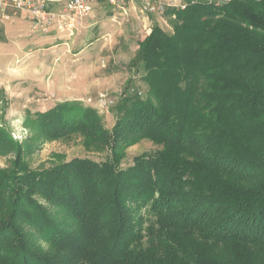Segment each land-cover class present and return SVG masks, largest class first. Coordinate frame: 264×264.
Returning <instances> with one entry per match:
<instances>
[{"label": "trees", "instance_id": "obj_1", "mask_svg": "<svg viewBox=\"0 0 264 264\" xmlns=\"http://www.w3.org/2000/svg\"><path fill=\"white\" fill-rule=\"evenodd\" d=\"M174 15L175 19L170 20ZM109 108L25 112L13 139L0 91V264H264V0L168 9ZM6 103V101H5ZM158 147L122 166L125 148ZM104 153L31 169L38 145Z\"/></svg>", "mask_w": 264, "mask_h": 264}, {"label": "crops", "instance_id": "obj_2", "mask_svg": "<svg viewBox=\"0 0 264 264\" xmlns=\"http://www.w3.org/2000/svg\"><path fill=\"white\" fill-rule=\"evenodd\" d=\"M60 8V4L50 6L53 11H59ZM126 9H128L127 11L131 17L125 24L120 26L111 22L113 20L111 17L116 10L106 3H98L93 5L91 17L88 16L82 20L81 26H76L72 32L70 30L59 31L53 29L47 34L31 33V30L28 32L31 24V22L27 21L29 19H25L21 14H13L11 10H8L6 12V20L0 22V50L2 51L0 55L7 63L6 66L0 68V91L7 99V104L18 106L19 114L17 117L11 118V110L9 111L8 109V116H5V120L8 122L9 119L19 120L22 127L26 111L31 113L43 112L57 103L66 101L80 102L89 97H87V94L102 90L97 88L93 91L89 89L83 91L82 88L75 85V82L82 81V83L89 82L98 85L96 84L99 83L98 79L93 75H87L84 78L69 77L64 70L61 71V77H59L62 81H68V84L72 80L73 82L69 86L67 84L66 87L62 84L59 87H55V71L58 74V69L55 70L51 66V61H56L55 64L57 62L63 64L66 61V54L71 53L67 49V43L70 42V37L74 35L73 32H75L76 37L81 39L79 40L81 41L80 46L73 51V55L78 57L77 61L75 60L77 62L76 66L82 69L78 70V72L81 71L83 73L89 68L85 65L87 58L99 55L97 47L101 40L105 42L108 49H111L113 45L112 50L108 51V49H105L104 54L109 53L113 57H119V64L114 61L116 65L112 66L110 72H115V70L125 71V67L136 51V27L138 25L134 12L129 8V4L126 5ZM144 19L147 20L149 26L158 25L163 29L161 21L156 15L150 14ZM132 44L135 45L132 46ZM93 50L96 52H93ZM40 62H42L40 66L32 65ZM47 63H49V66H46ZM119 67L121 69H118ZM110 72L106 74H110ZM12 112L14 113L13 110Z\"/></svg>", "mask_w": 264, "mask_h": 264}, {"label": "rangeland", "instance_id": "obj_3", "mask_svg": "<svg viewBox=\"0 0 264 264\" xmlns=\"http://www.w3.org/2000/svg\"><path fill=\"white\" fill-rule=\"evenodd\" d=\"M129 8H130V10H132L134 12V16L136 17V20L138 22V25L136 27V31H137V33H136V36H137L136 50H137L139 47V43L141 41V37L142 36H148L151 32L152 27L148 25L149 23L147 24V20L144 19L145 18L144 15L140 14L137 4H136L135 8L134 7H129ZM49 9H50V7H49ZM127 10L128 9H126V8H125V11H123V12L116 10L114 15L111 17V18H113V20H111V22L113 24H116L119 26L122 24H125L129 20V18L131 17L130 13H128ZM49 11L54 12L53 10H49ZM59 11H55L54 13H59ZM12 13L13 14H20L18 12H14V11H12ZM59 14H61V13H59ZM118 14H120V15H118ZM91 15L89 17H91ZM156 16L160 19L161 24L163 26V30L170 32L171 26H170L169 20L166 18V16H163V17H160L158 15H156ZM25 19H29V18L25 17ZM169 19L173 20L171 17ZM29 20H27V21L31 22ZM81 23H82V21L80 22V25H78V26H81ZM30 26H31V24H30ZM30 30H31V27H29L28 32ZM30 32L36 33V32H32V30ZM73 34L74 35H72L70 37V42L67 43V45H68L67 49H69L71 53L66 54V58H65L66 61H64L63 64H61L60 62L59 63L57 62V64H55L56 61L55 62L51 61V66L53 68H55V70L58 69V74L55 71V87H59L61 84L66 87V85L68 84L67 83L68 81L67 82H65V80L62 81V79L60 78L61 77V71L64 70V72H67L66 74H68L69 77H82V78H84V76L86 77L87 75L88 76L93 75L96 79H98L99 83H96L98 85H94V84L89 83V82L88 83L87 82L82 83V81L75 82V85H77V87L82 88L83 91L85 89L86 90L89 89L90 91H93L97 88L102 89L98 92L93 93L95 95L97 93L96 96L93 94H87V97L89 96L88 98L92 99L93 101L96 99L97 96L102 94L105 97H107L108 99H112V101L115 103L117 98H118V95L123 90V88L126 85H129L128 81L130 79L135 80V83H136L135 85H136L137 90L138 89L139 90L145 89V87H146L145 84L139 83V81H137V76H135L133 72H129L127 67H125V71H123V70L116 71L114 69L115 72H110L112 70V66L116 65L114 63V61L119 64V57L118 56L113 57L109 53L104 54L103 52L105 51V49H108V46L105 45V42L102 40L99 42V45L97 47V51H98L99 55L97 57L87 58V63H85V65L87 67H89L87 69V71L85 70L83 73L81 71L78 72V70H82V69H79V66H76V64H77L76 59L78 57L76 55H73V51L76 50L80 46L81 41H79V40H81V39L76 37L75 32H73ZM133 45H135V44H132V46ZM112 46H111V49H108V51L112 50ZM93 52H96V51L93 50ZM0 53H2L1 50H0ZM41 63L42 62H40L39 64L33 63L32 65L40 66ZM6 64L7 63L5 62V59L0 55V68L2 66H6ZM43 65H45V63H43ZM46 66H49V63H47ZM108 67H109V69H108ZM115 68L117 69V67H115ZM118 69H121V67H119ZM89 70H91V71H89ZM109 72H110V74H106ZM72 82H73V80L70 81L69 83L71 84ZM123 82L125 85L122 84ZM70 84H68V86ZM91 95H92V97H90ZM4 98H5V96H4ZM5 101H6V103H5ZM80 102H82V101H80ZM82 103L87 105V106L94 107L97 110L98 114L102 117L103 125L106 126V128L111 127L112 123L115 120V118L113 119L114 113L111 111V109L110 110L108 109L105 111H100V110H98L100 108H98L96 106L98 108L97 109L94 106V104H86L84 102H82ZM3 104L4 105L6 104L5 116H8L7 115L8 109H9V111L11 110V118L18 116L19 108L17 105L13 106V105L7 104V99L4 100ZM12 110L14 111V113L12 112ZM6 123H7V125L9 124V127L12 131L13 139L17 140L18 143L23 145L27 141V131H26V129L21 127V121H19V120L15 121V120L9 119V122L6 121ZM157 149H158V147L154 146L147 139H143L136 144L127 146L125 148V155L126 156H125L124 161L122 162V166L127 167L128 165H130L132 163L133 157L136 155H139L141 153H153ZM74 157H82V158L87 157V158H90V159L95 160V161H101L105 158V154L99 153V152H88L85 149H83L82 145L75 140H57V141H52V142H45L41 145H38L36 150L34 151V153L27 159V162H28L29 168L37 169L39 166H41L43 164H47V163H51V162H59V161H64V160H70ZM12 160H13V154L12 155L11 154L1 155L0 156V169H6L7 167H9Z\"/></svg>", "mask_w": 264, "mask_h": 264}, {"label": "built area", "instance_id": "obj_4", "mask_svg": "<svg viewBox=\"0 0 264 264\" xmlns=\"http://www.w3.org/2000/svg\"><path fill=\"white\" fill-rule=\"evenodd\" d=\"M227 1L229 0H0V22L6 20V12L11 10L30 19L32 32L46 34L53 29L72 32L83 18L92 14V6L96 3H107L114 9L123 12L127 4L129 7L135 8L138 2L139 12L144 17L150 14L163 17L168 9H184L188 3L202 2L219 5ZM59 4L61 5L59 11L61 14L49 11L51 10L49 9L50 5ZM170 17L175 19L174 15ZM81 101L86 104H94L95 107L100 108L96 107L100 111L108 110L114 103L112 99H108L102 94L97 96L94 101L90 98Z\"/></svg>", "mask_w": 264, "mask_h": 264}, {"label": "bare ground", "instance_id": "obj_5", "mask_svg": "<svg viewBox=\"0 0 264 264\" xmlns=\"http://www.w3.org/2000/svg\"><path fill=\"white\" fill-rule=\"evenodd\" d=\"M101 3H103V2H101ZM96 4H98V3H96ZM106 4H107V3H106ZM137 4L139 5L138 2H137ZM94 5H95V4H94ZM50 6H53V5H50ZM50 6H49V7H50ZM92 8H93V6H92ZM60 9H61V8H60ZM85 18H86V17H85ZM83 19H84V18H83ZM83 19H82V20H83ZM82 20H81V21H82ZM81 21H80V22H81ZM79 25H80V23H79Z\"/></svg>", "mask_w": 264, "mask_h": 264}]
</instances>
